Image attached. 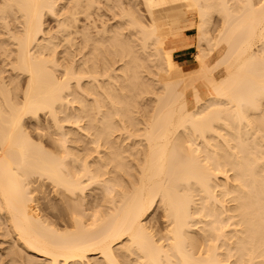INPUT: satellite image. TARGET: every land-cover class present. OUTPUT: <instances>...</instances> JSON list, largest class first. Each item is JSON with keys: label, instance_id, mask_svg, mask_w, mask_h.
I'll return each mask as SVG.
<instances>
[{"label": "bare ground", "instance_id": "6f19581e", "mask_svg": "<svg viewBox=\"0 0 264 264\" xmlns=\"http://www.w3.org/2000/svg\"><path fill=\"white\" fill-rule=\"evenodd\" d=\"M0 231V264H264V0H0Z\"/></svg>", "mask_w": 264, "mask_h": 264}, {"label": "rangeland", "instance_id": "374dc122", "mask_svg": "<svg viewBox=\"0 0 264 264\" xmlns=\"http://www.w3.org/2000/svg\"><path fill=\"white\" fill-rule=\"evenodd\" d=\"M54 19L53 18H50V17H47L46 18V23H47V26L49 25V27L52 29H56L55 28V26H56V23H55V21H53ZM196 31L195 30H184V32H183V34L186 36V39H185V41H184V45H182L179 49H178V51H180V50H183V49H186V48H190V47H192L193 48V50H192V53H193V56H194V52H195V42H196V40H195V36H194V33H195ZM206 47V46H205ZM207 51H208V49H209V47H208V45H207V47L205 48ZM216 59V55H212L211 56V61H214ZM178 62V61H177ZM180 66H182L180 63H178ZM192 66H194V57L192 58ZM192 66H190V67H188V68H185V69H189V68H192ZM155 73L156 72H154V75H153V78H157V77H155V76H157V73H156V75H155ZM159 75V74H158ZM216 75H217V77H219V76H221L222 75V73L220 72V71H217L216 72ZM160 76V75H159ZM159 78H161V77H159ZM158 79V78H157ZM159 80V79H158ZM158 80H155V81H157L158 82ZM162 83V82H161ZM161 83H159V84H161ZM158 83H157V85H159ZM156 86V85H155ZM159 86H161V85H159ZM162 87V86H161ZM161 87H159V89H162ZM156 88H158V87H156ZM158 90V89H157ZM89 192V191H88ZM159 207L157 206L156 208H155V210H154V212L152 213V215H150L149 216V218L147 219V223H148V225L149 224H155L156 223V218L158 219L160 216H161V210L160 209H158ZM155 219V220H154ZM150 221V222H149ZM152 229V228H151ZM153 231H155L154 230V228L152 229ZM1 232V231H0ZM3 240V238H2V236L0 235V249L1 248H4L5 246H6V244H3L2 241Z\"/></svg>", "mask_w": 264, "mask_h": 264}, {"label": "crops", "instance_id": "0c3cea01", "mask_svg": "<svg viewBox=\"0 0 264 264\" xmlns=\"http://www.w3.org/2000/svg\"><path fill=\"white\" fill-rule=\"evenodd\" d=\"M193 48H186L175 53L174 57L184 68L192 66Z\"/></svg>", "mask_w": 264, "mask_h": 264}]
</instances>
